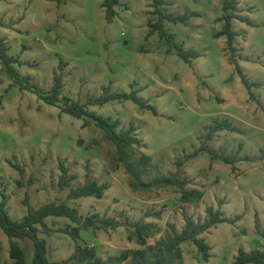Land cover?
I'll return each mask as SVG.
<instances>
[{"label":"rangeland","instance_id":"rangeland-1","mask_svg":"<svg viewBox=\"0 0 264 264\" xmlns=\"http://www.w3.org/2000/svg\"><path fill=\"white\" fill-rule=\"evenodd\" d=\"M103 2L0 0V38L18 59L13 64L18 72L42 91L51 89L56 73L64 78L60 101L53 105L22 89L0 58V200L5 193L14 221L28 213V204L39 208L66 202L83 220L97 214L98 219L123 222L97 229L67 216H47L50 232L40 225L39 236L47 239L51 261L70 258L76 242L95 246L105 259L146 248L128 219L152 224L148 245H156L182 230L186 214L203 224L209 207L221 209L229 220L199 235L211 246L209 259L192 240L181 244L183 257L185 264H234L240 250L251 253L264 243V0H238L234 12L248 21L233 18V47L228 34H221L226 28L223 0H164L166 36L152 31L160 17L153 0H119L111 21ZM182 15L186 20L168 18ZM178 45L199 55L186 59L178 54ZM107 86L114 93L135 92L139 101L157 110L133 99L88 106L120 120V128L136 126L144 146L133 155L152 156L142 180L169 176L183 160L179 178H187L186 183L134 188L116 146L95 120L62 111L65 97L85 102ZM224 118L235 129L220 130L207 140L210 127ZM204 142L218 158L207 151L190 157ZM62 164L74 176L64 189L59 184ZM95 179L110 185L103 197L69 198L71 189ZM183 189H200L204 196L183 202ZM77 226L74 238L71 231ZM0 239L3 261L14 264L10 238L2 228ZM15 239L27 264H33V241ZM132 260L131 255L121 262Z\"/></svg>","mask_w":264,"mask_h":264},{"label":"trees","instance_id":"trees-1","mask_svg":"<svg viewBox=\"0 0 264 264\" xmlns=\"http://www.w3.org/2000/svg\"><path fill=\"white\" fill-rule=\"evenodd\" d=\"M118 2L119 0H104L103 2L109 21H111L116 14L115 5L118 4ZM237 2L238 0H223V8L225 11L223 18L226 20V28L223 32H221V34H228V42L231 47H233V40L236 34L232 28L233 18L248 21L247 17L234 12L239 10ZM163 3L164 0H153L155 11L160 14V17L151 26L153 32L158 31L161 36H166L167 32L164 29L163 23V19L166 16H163L162 9L160 7ZM168 18L172 21L186 20V15L169 16ZM0 24L4 25V21L2 19H0ZM177 50L178 54L186 59L190 56L195 57L199 55L197 51H187L179 45L177 46ZM0 58L7 66V72L22 89H28L35 92L47 103L53 105H57L59 103L64 88V78L62 72L54 75V82L50 90L42 91L40 87L31 83L28 76H22L15 68L13 64L17 62L18 59L9 54V46L6 44L4 38H0ZM241 74L243 82L250 86L247 78L242 72ZM113 99H133L140 104L142 103L138 100L135 92L130 94L125 92L114 93L110 91V86H107L104 87L103 93L100 96L89 97L85 102L65 97V103L62 106V111L78 118L85 119L88 116L95 120V124L105 131L107 138L116 146L118 160L124 165L126 172L131 176L130 184L134 188L151 187L154 184L158 186H170L186 183L188 181L187 178H179L181 171L180 167L183 164V160L178 161V171L171 173L169 176L157 177L149 183L142 180L148 171L152 156L145 152H142L138 158L133 155L136 147L144 146L143 140L135 133L137 130L136 126L130 124L127 128H120V120H114L111 117L98 115L88 109L89 105H103ZM142 105L152 108L157 113V110L151 105L144 103H142ZM87 122L88 120H85L84 125H87ZM223 129L234 130L235 128L228 119L224 118L222 120H217L216 123L210 127L206 135V139H212L218 131ZM202 151L210 153L212 158L219 157L207 142H204L198 149L190 154V157L197 156ZM221 158L226 162H233V158L231 157L224 156ZM61 168L62 174L60 176L59 184L60 187L64 189L70 184V181L74 178V176H68V169L64 164L61 165ZM109 186L110 185L107 182L100 183L96 179L91 180L83 185L71 189L69 198H79L89 195L101 198L104 196L105 190L108 189ZM2 195V199L0 200V229L2 228L10 238L9 254L14 260V264H27L26 252L21 243L15 239H24L26 237L30 238L34 244L33 264H64L68 262L81 264H108L110 261H114V264H123L121 261L128 259L131 255L133 258V264H185L181 244L187 240H192L200 251L203 252L204 258L208 260L211 255V246L204 238L199 237V235L217 223L229 220V218L224 215L223 210H215L212 207L207 209V218L203 224H196L195 220L190 215L186 214L185 225L181 231H175L168 238L160 239L156 245H148V238L154 234L152 224L144 221L134 222L128 219L127 224L135 228L138 242L141 245L146 246V248L134 251L126 250L120 256H112L109 260L99 255L95 246L76 242L75 251L70 258L64 261H51L48 257L47 239L39 236V232L42 231L40 225L43 227V231L50 232V228L46 222L47 216H67L78 224L82 223L85 226H94L97 229L108 226L119 227L123 225V222L114 217H103L98 219L97 214H92L83 220L79 210L70 206L66 202H50L36 208L33 205L28 204L27 200L26 202L29 207L28 213L22 220L14 221L10 217L7 210L6 194L2 193ZM203 196L204 193L200 189H183L181 199L183 202L190 203L200 201ZM79 228L80 226H77L71 231L74 238L79 236ZM65 230L66 229H64V231ZM2 251L3 244L0 239V264H6L3 261ZM246 263L264 264V243L260 249L254 250L251 253H246L244 250H240L234 264Z\"/></svg>","mask_w":264,"mask_h":264}]
</instances>
